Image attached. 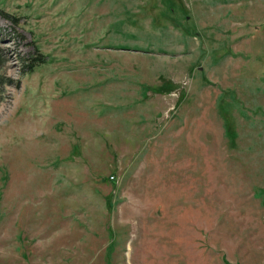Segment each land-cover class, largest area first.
I'll use <instances>...</instances> for the list:
<instances>
[{"label":"rangeland","instance_id":"374dc122","mask_svg":"<svg viewBox=\"0 0 264 264\" xmlns=\"http://www.w3.org/2000/svg\"><path fill=\"white\" fill-rule=\"evenodd\" d=\"M0 264H264V0H0Z\"/></svg>","mask_w":264,"mask_h":264},{"label":"trees","instance_id":"16d2710c","mask_svg":"<svg viewBox=\"0 0 264 264\" xmlns=\"http://www.w3.org/2000/svg\"><path fill=\"white\" fill-rule=\"evenodd\" d=\"M39 58H31V62H30V64H28V66H27V68L29 69V71H32L36 66H35V64H34V61L35 60H38Z\"/></svg>","mask_w":264,"mask_h":264}]
</instances>
